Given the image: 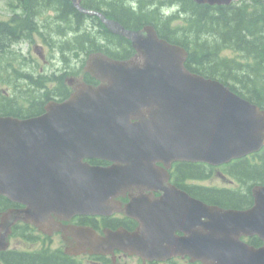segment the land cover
<instances>
[{
	"label": "water",
	"instance_id": "95a60500",
	"mask_svg": "<svg viewBox=\"0 0 264 264\" xmlns=\"http://www.w3.org/2000/svg\"><path fill=\"white\" fill-rule=\"evenodd\" d=\"M71 1L127 37L137 54L128 61L92 56L86 71L102 83L98 88L83 86L68 101L49 104L40 117H0V193L28 204L27 216L42 222L46 206L56 213L83 207L104 214L113 197L134 187L154 189L161 199L142 197L127 207L140 221L139 231L110 234L102 251L115 243L150 260L188 254L205 264H264V246L255 249L240 241L258 236L264 242V186L253 190L251 209L221 210L165 186L168 176L157 166L220 165L258 152L264 146V111L187 71L186 51L160 40L151 27L126 31L82 8L81 0ZM94 158L114 164L84 162ZM15 219L12 213L4 218L2 237ZM177 231L186 236L178 238Z\"/></svg>",
	"mask_w": 264,
	"mask_h": 264
},
{
	"label": "trees",
	"instance_id": "16d2710c",
	"mask_svg": "<svg viewBox=\"0 0 264 264\" xmlns=\"http://www.w3.org/2000/svg\"><path fill=\"white\" fill-rule=\"evenodd\" d=\"M16 1L25 17L14 16L9 22L0 21V81L3 79L2 69L12 67L10 63L3 67L2 56L10 51L23 32L34 29V25L41 30L39 23L33 25L28 19H37L48 9L54 11L55 19L61 22V25L52 27L53 33L62 32L61 35L69 37L70 33H76L77 37L66 42L72 45L69 50L74 51V55L103 52L115 59H127L134 54L129 41L108 32L100 19L84 15L69 0ZM174 4L179 6L178 13L162 16V7ZM82 5L104 12L129 30L154 25L163 38L178 41L189 51L186 67L191 72L219 79L264 109V19L256 11H250L247 6L212 8L197 5L192 0H85ZM63 44L60 43L59 48L66 59L69 50L65 51L67 48ZM228 50L235 53L246 51L249 59L224 57L222 53ZM33 105L42 106L41 102ZM29 114V109H23L17 115ZM177 167V175L182 176L181 185L197 198L219 206L248 208L253 204L252 188L264 183V150L230 165L229 174L243 185L244 189L239 190L199 188L192 192L184 185V180L207 179L212 175V169L191 163L178 164ZM250 243L255 247L262 245L257 237L251 238ZM32 264L59 263L39 261Z\"/></svg>",
	"mask_w": 264,
	"mask_h": 264
},
{
	"label": "flooded vegetation",
	"instance_id": "af4514ba",
	"mask_svg": "<svg viewBox=\"0 0 264 264\" xmlns=\"http://www.w3.org/2000/svg\"><path fill=\"white\" fill-rule=\"evenodd\" d=\"M83 79H73L69 81V86L64 89L77 88L84 83ZM64 83V81H63ZM61 87L51 89L53 95L62 94ZM70 95V93H69ZM90 161V162H89ZM92 166H108L101 160H88ZM173 177H170V181ZM141 193L138 190L132 194ZM160 197L159 193L154 194V199ZM121 206H111V215H74L69 221H62L64 224L74 228L91 229L100 237L104 236L106 230H127L134 232L139 223L128 217L126 214V204L130 202V197H119L114 200ZM25 208L23 204L16 203L6 196L0 195V222L2 216L11 211H21ZM44 231L45 229L42 228ZM38 227L28 224L22 220L16 222L7 237L9 248L0 252V264H32L33 262H50L59 264H201L192 261L190 257L177 256L170 260H150L136 252L121 251L115 249L107 253L95 254L91 250L75 251L76 239L66 233L54 232L47 228L45 232ZM178 236H183L182 233ZM41 249V250H39Z\"/></svg>",
	"mask_w": 264,
	"mask_h": 264
},
{
	"label": "rangeland",
	"instance_id": "374dc122",
	"mask_svg": "<svg viewBox=\"0 0 264 264\" xmlns=\"http://www.w3.org/2000/svg\"><path fill=\"white\" fill-rule=\"evenodd\" d=\"M240 1V0H237ZM12 11L10 8H6V4L3 2H0V20H7L8 17L12 15ZM22 48L25 51H28L29 46L27 44H23ZM203 185L206 186H216V187H225V188H232L237 187V185L232 182V179H224L221 178L218 174H216L211 180L202 182Z\"/></svg>",
	"mask_w": 264,
	"mask_h": 264
}]
</instances>
